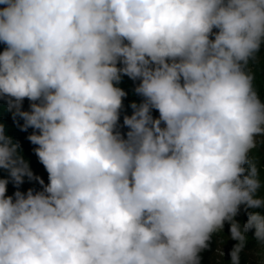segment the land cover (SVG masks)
I'll return each instance as SVG.
<instances>
[{
  "label": "clouds",
  "instance_id": "1",
  "mask_svg": "<svg viewBox=\"0 0 264 264\" xmlns=\"http://www.w3.org/2000/svg\"><path fill=\"white\" fill-rule=\"evenodd\" d=\"M0 5V96L23 130H39L27 138L49 176L13 196L0 179V264H202L226 221L228 264H241L249 229L264 246L249 155L264 100L246 70L264 47V0ZM122 73L144 98L124 116L126 135ZM0 167L17 185L33 178L2 123Z\"/></svg>",
  "mask_w": 264,
  "mask_h": 264
},
{
  "label": "trees",
  "instance_id": "2",
  "mask_svg": "<svg viewBox=\"0 0 264 264\" xmlns=\"http://www.w3.org/2000/svg\"><path fill=\"white\" fill-rule=\"evenodd\" d=\"M3 7V5H0ZM218 31V29L213 28V32ZM210 38H212L210 36ZM6 44L0 41V52L4 50ZM118 67L122 66L118 63ZM246 70L249 71L254 79L253 85L260 95L261 99L264 100V47L256 54V56L249 60V63L246 67ZM122 78L118 82V86L122 88L126 95L122 97V106L119 110L120 115L118 119L117 129L121 134L126 135L128 129L127 125H124L123 119L125 115H131L133 112V108L131 107V103L135 101L137 104L140 103L144 98L134 91L135 87L140 83L139 79L133 80L126 74H121ZM38 102V101H36ZM33 101H30L27 97H25L22 101L21 108L22 110L30 111V105ZM151 115L155 118L158 117V110L153 108L151 109ZM0 123L6 126L7 134L10 135L15 142H18L20 145V151L24 158L29 162V166L33 172V178H29L27 176L24 177L23 182L17 185L13 179L10 177L8 170L0 167V179H7V191L5 193L6 196H13V194L19 190L21 192L26 193L28 189H32L34 192L40 191L43 189V185L40 184L39 180L35 177H39L44 181V184L49 182V176L46 168L40 162L37 154L34 152V148L38 147V145L33 144L27 137L33 131L39 132L38 129H34L32 127H28L26 130H23L20 125L24 123L23 118L19 115L13 116L12 111L9 110L8 107V98L5 96H0ZM263 149H259L257 145L250 151V158L257 163L260 169V176L262 180V187L258 194L264 195V144L262 145ZM15 198V197H14ZM247 209L244 208L243 205L240 206L241 215L237 217L236 220L240 221L242 224L247 221ZM264 213V209L260 210ZM226 233H229V229L226 230ZM254 229H249L247 232V244L243 252L241 253V264H252L249 258V255L252 252H261L264 246L260 245L253 236ZM220 234V232L218 233ZM230 234V233H229ZM211 247L209 249L204 250L201 253L202 256V264H210L214 262L212 257L214 255V251L217 248V233L213 235L211 240ZM229 246L224 250V255L219 259L220 262L217 264H228L230 260V250L232 246L236 243L235 240H229ZM264 264V259H263Z\"/></svg>",
  "mask_w": 264,
  "mask_h": 264
},
{
  "label": "rangeland",
  "instance_id": "3",
  "mask_svg": "<svg viewBox=\"0 0 264 264\" xmlns=\"http://www.w3.org/2000/svg\"><path fill=\"white\" fill-rule=\"evenodd\" d=\"M264 144V135H258L256 138V145L259 149H263L262 145ZM241 215L240 211L238 212L237 217ZM230 225L229 222L224 223L223 230L220 231V234L217 233V241L218 245L216 250L214 251V255L212 257L214 262H211L210 264H217L220 262V258L224 255V250L229 246V233H226V230L229 229ZM249 258H251L252 264H263V259H264V248L261 250V252H252L249 255Z\"/></svg>",
  "mask_w": 264,
  "mask_h": 264
}]
</instances>
